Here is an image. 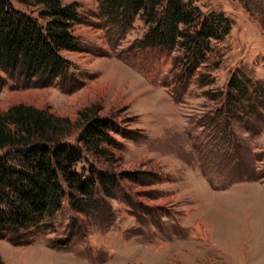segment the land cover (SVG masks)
<instances>
[{
  "label": "rangeland",
  "instance_id": "1",
  "mask_svg": "<svg viewBox=\"0 0 264 264\" xmlns=\"http://www.w3.org/2000/svg\"><path fill=\"white\" fill-rule=\"evenodd\" d=\"M63 1L78 5L84 24L73 31L88 52L63 53L74 64L65 84L2 74L0 112L24 104L68 118L62 140L72 143L94 120L119 125L107 155L88 154L84 165L115 175L125 196L100 191L86 214L66 199L38 227L0 231L4 263L264 264V112L238 104L233 116L225 99L234 74L264 89V0H183L231 21L194 74L178 46L140 47L141 16L123 31L103 0Z\"/></svg>",
  "mask_w": 264,
  "mask_h": 264
},
{
  "label": "trees",
  "instance_id": "2",
  "mask_svg": "<svg viewBox=\"0 0 264 264\" xmlns=\"http://www.w3.org/2000/svg\"><path fill=\"white\" fill-rule=\"evenodd\" d=\"M15 3L36 10L17 8ZM103 3V13L123 31L132 28L135 18L141 16L148 31L140 47L171 50L178 46L183 52L179 61L190 74L207 61L211 40H223L231 30V21L224 15L203 14L193 3L183 0ZM79 24L84 20L76 3L0 0V82L5 74L36 87L56 81L65 84L73 76L74 64L63 53L88 52L73 31ZM255 86L248 79L231 76L225 96L232 110L229 113L234 116L238 104L251 109L254 115H260L259 110L264 112V89ZM219 114L225 113L221 110ZM68 124V118L24 104L0 112V231L4 235L38 227L44 218L59 212L66 199L74 212L86 214L91 207H100L98 203L104 200L100 191L104 196L121 198L123 188L115 175L94 164L88 168L84 165L88 154L107 155L102 145L115 144L109 132L123 134L119 125L94 120L78 143H72L62 140ZM4 235L0 233V237ZM0 264H5L1 256Z\"/></svg>",
  "mask_w": 264,
  "mask_h": 264
}]
</instances>
